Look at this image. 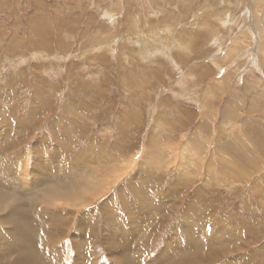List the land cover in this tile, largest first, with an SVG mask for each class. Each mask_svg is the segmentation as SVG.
I'll list each match as a JSON object with an SVG mask.
<instances>
[{
  "label": "rangeland",
  "instance_id": "374dc122",
  "mask_svg": "<svg viewBox=\"0 0 264 264\" xmlns=\"http://www.w3.org/2000/svg\"><path fill=\"white\" fill-rule=\"evenodd\" d=\"M0 126L29 261L264 264V0H0ZM75 169L112 185L76 209L29 196Z\"/></svg>",
  "mask_w": 264,
  "mask_h": 264
},
{
  "label": "bare ground",
  "instance_id": "6f19581e",
  "mask_svg": "<svg viewBox=\"0 0 264 264\" xmlns=\"http://www.w3.org/2000/svg\"><path fill=\"white\" fill-rule=\"evenodd\" d=\"M4 126L7 127L5 124H4ZM13 127L16 128L15 126H13ZM43 163H44V168H43V165H39V167H41L42 169H46V170L48 169V171H49L50 170L49 169L50 164L47 161H44ZM12 169H13V167H12ZM17 171H16V173H17ZM49 172H51V171H49ZM73 173L74 174L70 177L72 179L71 181H70V179L68 181H55V180H50L49 179V173L47 172L46 178H45V182H44V178L43 177H42V181L41 182H38L37 181L38 186H40L42 184H43V186L39 190H37L35 192H30L28 194H29V196H32L33 199H34V197L35 198L36 197H40L41 202L43 201L44 204H45V202L47 204V201H48V204L47 205L52 206V207L53 206L55 207V204L56 203H58V204L61 203L62 205L66 206V207L68 205H71L72 206L71 208L75 207V209H76V207H81L80 205H82V206H85L86 205V201H89L88 200L89 197H90V196H88L89 194H93V195L98 196L100 193H102V190H107L108 187L110 185H112V184H110L111 183L110 180H108L105 183H95L96 180L95 181L94 180H90L91 179V175L87 176V177H89L88 180L83 181V182H80V175L77 172V169H75L73 171ZM18 176H20L19 177L20 178L19 181H21V186H20L19 183H16V181L13 182V185H18V186H20L21 189H24L26 187L25 186V184H26L27 185V188H29L28 187V184H27V181L29 179L27 177L25 179L24 175L21 172L18 173ZM60 182L62 184H59ZM38 186L31 185V187L29 189L25 190V191H28L29 192L30 190L37 189ZM143 191L141 189L140 190L139 189L138 190H135V192L137 194L136 197L137 198H140V200L143 202L142 203L140 201V203L147 204V203H149L150 200L148 199V196ZM5 196H6V193L0 191V211H1V213H4V214L7 215V217H4V218L0 217V228H3V230L4 229L6 230L7 227L10 226L12 228V232H13V236L12 235L9 236L10 237L9 239H7L8 237L7 238H4L5 241H6V245L7 246H10V247L11 246H14V245L16 246V249H17V251L19 253V258L21 260V261H18L16 264H36L32 260L31 261L28 260V259L35 258V254L33 253V251H34L33 248L36 251H38V250L36 248L37 247L36 246L37 242L30 244L31 242L29 243V240H28V237H27L28 232H33V231L36 230V229L35 230H33V229L31 230L32 223L29 221V216L30 215H28V213L27 214L25 213L27 211V207L26 206L22 207V210L23 211H21V212H23L22 213L23 216H21V215L20 216L19 215L17 216L16 209L17 210H20L21 207L19 205H16V207L14 208L12 206L6 205ZM91 197H93V196H91ZM21 199L22 198H18L16 200L21 201ZM94 199H95V197H94ZM83 204H85V205H83ZM42 206H45V205H42ZM40 209H41V207H40ZM18 219H22L23 221L20 222V221H18ZM67 222L68 221L66 219H64V218H61V220H56L55 221V224H54V226H56V227H55L54 230L60 229L61 227H63L64 225H66ZM108 226H109V224H108ZM121 230L122 229H120V231ZM127 230L129 231V229H127ZM7 232H8V230H7ZM1 237L2 236L0 235V238ZM190 239H193V237L192 236H189V240ZM190 243H191V240L189 241V244ZM29 244H30V246L32 245L33 247L30 248ZM175 248H176V245L175 246L173 245L169 249H175ZM191 248L193 249V247H191ZM2 254L3 253L0 252V255H2ZM42 260L44 261L45 264L51 263V262H49V260L47 258L46 259L42 258Z\"/></svg>",
  "mask_w": 264,
  "mask_h": 264
}]
</instances>
